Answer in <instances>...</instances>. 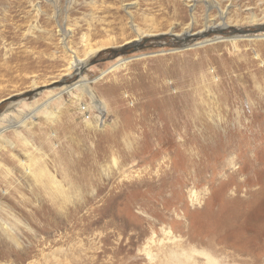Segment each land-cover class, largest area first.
<instances>
[{"label": "rangeland", "instance_id": "rangeland-1", "mask_svg": "<svg viewBox=\"0 0 264 264\" xmlns=\"http://www.w3.org/2000/svg\"><path fill=\"white\" fill-rule=\"evenodd\" d=\"M214 1L236 26L182 41L218 6L0 0V127L97 78L3 135L0 264H264V0Z\"/></svg>", "mask_w": 264, "mask_h": 264}, {"label": "bare ground", "instance_id": "bare-ground-1", "mask_svg": "<svg viewBox=\"0 0 264 264\" xmlns=\"http://www.w3.org/2000/svg\"><path fill=\"white\" fill-rule=\"evenodd\" d=\"M206 1V6L208 8H213L215 7V5L218 6L219 8V11H217V13H215V15H209L207 16L206 18V22L203 24V28L201 31L197 32L196 35H194L195 33H192L191 34V27L190 25L187 26L186 28H184V30H182V32L178 35L180 36V38H178V36L176 35L177 39H180L182 41L188 39V38H191V37H195L196 38H205V36H208L209 34H221L222 32H224L226 29L228 28H231L232 26H236V25H233L232 23L230 24V22L228 21V18H227V15L226 13L220 9V4H214L216 3L214 0H205ZM263 1V0H262ZM192 21L194 22L195 21V17L192 16ZM249 25H263L264 24V15L261 17V18H257L255 16H251L250 19H249ZM137 27V26H136ZM134 28L135 30V36L132 40H129L127 41L126 43H124L122 46H119L117 50H119V48H123V47H128L130 45H134V44H138L140 42H142L145 38H149V37H153V36H159L161 34H171L173 35V29L170 30L166 33H162V32H159V31H152V30H149V31H141L139 30V28ZM235 31V30H234ZM174 36V35H173ZM222 38V37H221ZM202 41V40H201ZM234 41V40H233ZM236 41V39H235ZM207 41H202L200 44H205ZM228 42V41H227ZM229 42H232L229 41ZM87 43V39H85L84 41V44ZM187 44V43H186ZM111 44L109 42L105 43V44H102L100 46H97V47H88L87 46V49L86 51L84 52L83 54V57H78L76 55V53H74L72 50L70 49H67L70 53V56H71V59H70V62L68 64V67H67V72H73L75 75H77L76 73H80V71L82 72L83 68L87 65H89V61L91 59H93L94 56L98 55L101 51L103 50H106V49H111L112 47L110 46ZM66 49V48H65ZM113 49V48H112ZM126 49V48H125ZM116 54H120V52H115ZM125 62H123V60H118L116 63H114V65L111 67L113 68V71L121 68L123 65H124ZM112 71V70H111ZM108 73V72H107ZM81 74V73H80ZM79 74V75H80ZM64 75V74H63ZM66 75V78L67 77H70V76H67L69 75L68 73L65 74ZM97 79V78H96ZM94 79L93 81H86V80H83L82 78H80L77 82H75L73 84V86H67L66 88L60 90L58 92V94H52L51 95V98L48 99V101L46 103H43L42 105H37V107H34L33 109H30L31 111H29L28 115H25L21 118H11V121L8 120L9 124L6 125V126H1L0 128V142L2 144H5L4 146L6 145H9L11 146V144H7V141L4 140L3 138V135L6 133L7 130L9 129H13L15 130V132H19L18 130L22 129V128H29L28 131L30 130V127H28L29 125H31L30 121L34 119L35 115L40 112L41 110H43L44 108H46V106L49 104V103H52L54 102V100H57V99H60L65 93H69L72 89H75L77 92H80L82 94H88L89 96H91V99L95 100V96L94 94L92 93V91L90 90V86L93 84V82H96ZM111 85V83L109 84ZM75 91V92H76ZM50 94V93H49ZM48 96V95H47ZM96 102V101H95ZM60 106V105H59ZM96 107L98 108L99 111H101L103 108V106H100L98 103H96ZM30 108V107H29ZM45 110V109H44ZM57 113V111L53 114H49V118L54 120V115ZM59 115V114H58ZM15 116V115H14ZM20 116V115H19ZM56 116V115H55ZM59 118V117H58ZM4 119V118H3ZM10 119V118H9ZM192 119V118H191ZM193 121V119H192ZM5 122V121H4ZM2 123V122H1ZM0 123V124H1ZM64 133H67L69 134L68 130L67 129H64L63 131ZM55 136V135H54ZM62 136V135H61ZM70 136V135H69ZM68 138V136H66V139ZM61 139V138H60ZM26 142V140H24ZM56 141V138H54V142ZM52 142V140H51ZM28 145V144H27ZM52 150V149H51ZM71 155V154H70ZM4 158V157H3ZM2 158V159H3ZM7 158V157H6ZM4 158V159H6ZM37 158V157H36ZM73 158V157H71ZM34 160V161H33ZM31 160V165H32V171H33V174H34V178L36 180H40V174L38 173L40 170L39 169V165H38V161H36L35 159ZM34 162V163H33ZM6 163V162H5ZM35 168V169H34ZM31 169V168H30ZM31 171V170H30ZM29 172V171H28ZM30 173V172H29ZM42 176V175H41ZM46 186L49 187V184L48 182L46 183ZM47 189L49 192L47 194L48 196V200L46 202H50L51 204V201H53V196H54V193L55 192H52L51 190H49L48 188H45ZM46 192V190H45ZM59 195V194H58ZM56 197V196H55ZM59 198V197H58ZM63 203V202H62ZM54 204V203H53ZM46 217V216H45ZM66 219V217H65Z\"/></svg>", "mask_w": 264, "mask_h": 264}, {"label": "water", "instance_id": "water-1", "mask_svg": "<svg viewBox=\"0 0 264 264\" xmlns=\"http://www.w3.org/2000/svg\"><path fill=\"white\" fill-rule=\"evenodd\" d=\"M132 47V51L136 52L137 50H139L141 48L140 45H135V46H131ZM122 52V50L120 51V53ZM16 98H12L10 101H16Z\"/></svg>", "mask_w": 264, "mask_h": 264}]
</instances>
